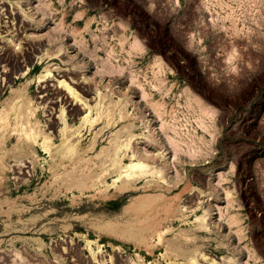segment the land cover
Returning a JSON list of instances; mask_svg holds the SVG:
<instances>
[{"label": "rangeland", "instance_id": "1", "mask_svg": "<svg viewBox=\"0 0 264 264\" xmlns=\"http://www.w3.org/2000/svg\"><path fill=\"white\" fill-rule=\"evenodd\" d=\"M0 1L29 18L32 42H47L31 74L0 81V264H208L205 252L264 264V0ZM48 69L86 76L105 96L101 144L88 123L72 158L59 159L64 122L50 158L44 114L32 115ZM21 122L40 134V151L22 149L39 173L16 180ZM161 151V173L120 177Z\"/></svg>", "mask_w": 264, "mask_h": 264}, {"label": "bare ground", "instance_id": "2", "mask_svg": "<svg viewBox=\"0 0 264 264\" xmlns=\"http://www.w3.org/2000/svg\"><path fill=\"white\" fill-rule=\"evenodd\" d=\"M4 3H5V1H4ZM5 4H2V5L0 4L1 5V8L3 10V13L1 12V14H0V81L2 82V85L4 83L5 86H6V85H9L11 81H13L12 78H13V75L14 74L22 73V75L25 76V75H29V74L32 73L33 69L30 68V64L32 63L33 58L35 57V55H37L41 50H44L42 48L45 45V43H47V42H45V43L43 41H40L38 43L32 42L26 36V33H25V31H27V30H25L26 26L28 24L30 26V23H29L30 20H28L29 18L27 19L24 16L22 17L21 16L22 13H20L18 9H15L13 5H7V4L5 5ZM23 14H24V12H23ZM32 40H34V39H32ZM12 42H16L15 43V46H17L19 44V46H21V47H19L20 49L19 48H18L19 50L18 49L17 50L16 49H13L11 47ZM15 46H13V47L14 48H17ZM61 73H62V71H61ZM57 74L58 75L55 76L56 74L55 75L52 74V71L48 69V72L45 75H42V76L39 77L40 78L39 79V85H38L37 94H36V99L38 101L37 102L38 104H37V107L35 108V110H33L32 115L35 116V118L37 119L38 116L40 115V110L44 114V117H45V122L44 123H45V126L48 127V130H50L51 135H48V134L45 133V135L43 136L44 140H43V143H42L41 147H42V150L45 151V153H49L51 155L50 158L53 157L52 152L54 150H56V149H53L52 148V144L49 141L50 140L49 138L50 137H54V138L57 139L58 135L55 134V131L58 130L59 123H61V121L64 122V126L61 127L60 130L58 131L60 133V135L62 136V143H63V148L61 149V153H60V158L59 159H64L67 155H69L72 158V156H73L72 153L74 152V144L72 142V139H73V137L75 136L76 133H81L82 130L84 129L85 125L88 124V123H90V124L95 123V124L100 125V129L97 132V141L101 144L102 136L104 135L103 134L104 128L102 126H103V124L105 122L104 116H105V112H106V100H105L104 94L102 93L101 86L100 87L99 86H93L91 84V82L89 81V79L86 76H81L80 75V76H76L75 77L72 74V71L71 70L68 71L67 69L61 75L59 73H57ZM1 89H2L1 91H3V88H1ZM38 108L40 109L39 111L37 110ZM94 111H95V114L93 113ZM24 113H26V112H24ZM2 114H4V113L2 112ZM21 114H22V112L19 111L17 113V117L18 116L21 117ZM76 119H81L82 122H81V124H80V126L78 128L73 129L72 126L70 125V122H74ZM24 121H25V119H24ZM1 122L2 121H1V118H0V123ZM28 122H30V120H28ZM5 123H6V125L4 126V130L5 131H8L7 130V128H8V119L7 118H6V122ZM24 124H25L24 122H21L19 125L17 124L20 128H17V127L14 128L15 132L17 131L16 134L19 135L18 138L20 140V142H19L20 145L17 148V149H19V152L15 156V159H13V161H12V167H13V171L15 173L14 176H15L16 180H23L28 175H30V176H32V178H34L39 173V168L37 166V159H36V161L33 160V168H34V172L35 173L34 174H31V172H30L31 163L28 160L23 159L24 158V154L26 155V153L23 152L22 149L25 148L26 145H27V146H30V148H32L35 151H40V147H38V145H37V142L39 141L38 137H39L40 134L37 132L38 129L36 130V127H34V125H32V122H31V125L30 126L28 125L30 127V128L27 127L28 129H26V126H24ZM40 124H41V122H40ZM13 134L15 135V133H13ZM14 137L15 136H11V134L9 136L10 139H13ZM24 137L26 139H29L30 138L31 139V142L30 143H24V140H25V139H23ZM76 138H78V137H76ZM132 139H133V137H132ZM59 146H60V144H59ZM133 146H135V145L133 144L132 147ZM136 147L137 146H135V148ZM114 149L115 148H113V151H114ZM14 150H15V148H14ZM135 150H133V153H131V154H133L134 156H136L137 155L136 153H138V155H139L140 152H137V150H139L138 147ZM139 151H141V150H139ZM149 152H146V153H149ZM73 154L75 155V153H73ZM155 154H157V153H155ZM0 155H2V154H0ZM149 155L151 156V154H149ZM149 155H147V156H149ZM54 156H56V154ZM106 156H108V155H106ZM137 156H136V158H137ZM147 156L145 158H147ZM153 156H155V157L158 156L157 157L158 160L157 159L155 160V158L152 159L153 165H150L152 163H148V162H145L144 160H142V158H140V157H143V156L138 157L137 160L131 162L128 165L127 164H124V165H127L125 167L126 170L124 171L125 174L122 176V172H121L120 177H123L124 178V181L129 183V182H135L140 177H143V176H147V175H157L158 173H161L164 170L163 168H165L166 167V164H167L166 154L163 151H161V152H158L157 155H153ZM70 157H68V158H70ZM103 157H105V156H103ZM146 161H148V160H146ZM149 161H151V159ZM157 161L161 162V164L160 163H159L160 165L157 164ZM74 162H75V160H74ZM100 163H103V162H100ZM100 166H101V164H100ZM106 166H108V164ZM117 168H119V166ZM42 170H44V169H42ZM69 174H70V172H69ZM52 175H53V173H52ZM82 175H84V173ZM87 176H89V174ZM83 177H82V179H83ZM86 180H88V179H86ZM53 183H54V181H53ZM73 183L77 184L78 182L77 183L76 182H73ZM69 184L70 183L67 182V185H69ZM78 185H81L80 182H79ZM126 185H128V184L126 183ZM81 187H83V186H81ZM77 189H78V187H77ZM79 190H80V188H79ZM66 191H67V188H66ZM14 192H15V190H11V193H14ZM38 199L41 200L40 198H38ZM31 201H33V200H31ZM204 215H206V214H204ZM67 242H69V240L67 241V239H66V243ZM57 243H58V240H57ZM68 246H70V245H68ZM57 249H58V247H57ZM58 250H62V249L59 248ZM9 252H11V251H8L7 254H9ZM62 253H64V252H62ZM68 253H70V252H68ZM71 253H72V251H71ZM65 254H67V253L65 252ZM73 256H75V255H73ZM92 256L94 257V255H92ZM121 256H123V255H121ZM208 256H207L206 252L205 253H202L201 254V258L199 259V261L200 260H204V261L207 260L205 262H207L208 264H210V263L211 264H216L217 263V261H215L214 258L213 259L212 258H208ZM197 257H199V256L197 255ZM108 259L110 260V258H108ZM90 260H88L87 258L86 259H84V258L82 259L80 257L79 259H77L75 261L74 264H96V262H97V261L96 262H93L95 260V258H94L93 261H90ZM98 260H100V257H99ZM9 261L10 260H8V262ZM204 261H202V263ZM100 262H102V261H100ZM129 264H130V262H129Z\"/></svg>", "mask_w": 264, "mask_h": 264}]
</instances>
